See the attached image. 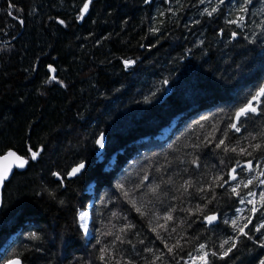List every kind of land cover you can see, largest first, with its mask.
Here are the masks:
<instances>
[{"label":"trees","instance_id":"16d2710c","mask_svg":"<svg viewBox=\"0 0 264 264\" xmlns=\"http://www.w3.org/2000/svg\"><path fill=\"white\" fill-rule=\"evenodd\" d=\"M84 3L0 0V154L27 161L1 188L0 264H203L200 244L209 264H259L264 0Z\"/></svg>","mask_w":264,"mask_h":264},{"label":"snow or ice","instance_id":"6c2138e0","mask_svg":"<svg viewBox=\"0 0 264 264\" xmlns=\"http://www.w3.org/2000/svg\"><path fill=\"white\" fill-rule=\"evenodd\" d=\"M201 2H203V0H201ZM220 2L223 3V0H220ZM249 2H250V0H244V3H245V4H247V3H249ZM89 3H91V0H88V3H84L83 8L81 9V12H82V13L87 11V9H88V7H89ZM246 10H247V9H246L245 7H243V6L240 8V11H241V12H244V11H246ZM205 11H207V9H206ZM215 11H216V9L213 8V9L211 10V12H208V14L211 15L212 12H215ZM240 20H243V17H242V16L240 17ZM230 22H231V23H235L236 21H230ZM61 23H63V21H61ZM233 35H236V33H233ZM126 63H130V62H127V61H126ZM52 79H55V77H52ZM261 95H264V87H262V88L256 93V95L253 96L252 101H259V98L261 97ZM252 101H249L247 105H245L243 108H241L239 111L236 112V117H237V118H239L240 116L245 115L247 112H256V111H257L256 107L253 106ZM232 127H233L236 131H240V129H239L235 124H233ZM97 143H98V144H101L102 142H101V140H97ZM223 144H224V141L221 140V141L216 145V147L219 148V147H220L221 145H223ZM260 147H261V146H260L259 144H257V145L254 146V148H260ZM225 150L227 151L228 149L226 148ZM29 151H31V149H30ZM231 151H236V149H231ZM240 153H241V154H247V155H250V154H251V153H248L246 149H240ZM31 154H32V158H33V159H35L36 156L38 155V153L35 152V151H32ZM7 155H8V156H13V157L16 156V154H15L14 152H9ZM5 159H6V157H5ZM16 159L20 161L19 164L17 165L18 167H23L24 164L27 163L26 160H23V159H21L20 157H16ZM193 163H196V162L193 161ZM251 163H252L251 161H248L249 170H251ZM83 167H84L83 164L79 165L77 168H74V169L72 170V173H71V174H75L76 172H78V171H79L81 168H83ZM10 169H11V164H9V166H8V170H10ZM232 171L235 172V169H233ZM260 175H261V176H264V170H262V171L260 172ZM6 178H7V176H6V172H0V182H2V181H3L4 179H6ZM231 179L234 180V179H236V177L233 175V176L231 177ZM253 179H259V177H254ZM227 182H228L227 180L224 181V183H227ZM251 183H252V180H249L248 183H247V184H244L243 186H244L245 188H247V187H248V184H251ZM260 183H261V184H264V180H260ZM189 186H190V185H189ZM220 186L223 187V184H221ZM238 187H239V185H237V186H235V187L232 188V192H233L234 194H236V195H239V193L237 192V188H238ZM152 190L155 191V188H153ZM185 190H186V189H185ZM248 195H249V196H255L256 193L249 191ZM259 198H260V201L262 202V204H264V192H261V193L259 194ZM240 202H241V203H245V201H244L243 199H241ZM248 203H252V201H248ZM137 211H140V209H137ZM198 211H199V209H198ZM251 211H252L253 213H255L256 211H258V209H257L255 206H253V208L251 209ZM86 217H87V214H86V213H81V220L86 221ZM171 218H172V217H171L170 215L167 217V219H171ZM204 219H205L209 224H211L214 220L217 219V217L214 216V215H206V216L204 217ZM231 223H232V225H233L234 227H236L237 224H238V221H237V220H233ZM249 223H251V219H249ZM82 227H84L85 229H87V224H86V223L82 224ZM247 227H248V224H245L243 227H240V228L238 229L239 233H240V234H246V233L244 232V229L247 228ZM261 228H264V224L260 225V227L257 228L256 230H257V231H260ZM122 231H123V230H122ZM35 238H36V237L33 236V239H35ZM117 239H120V238L117 237ZM228 243H229L228 240L223 241V242L221 243V245H220V248H221V249H224V246H225L226 244H228ZM176 247H179V242H177ZM205 247H206V246H205L204 244H200V245H199L198 252H199V253H202V255H198V257H196V258L201 259V260L203 261V264H209V261L207 260V257H208V255H209V252L204 251ZM235 247H236L235 243H232L230 247H228L225 251H223V256H228V254H229L230 252H232V250H233ZM261 247H264V244H262ZM168 251L171 253V252L173 251V248L170 247V248L168 249ZM211 255H212V256H216L217 253H216V252H211ZM101 259H104V257L101 256ZM157 259H159V257H157ZM7 264H21V262H20L19 259H11V260H8V261H7ZM153 264H154V262H153ZM259 264H264V259H261V260L259 261Z\"/></svg>","mask_w":264,"mask_h":264},{"label":"water","instance_id":"95a60500","mask_svg":"<svg viewBox=\"0 0 264 264\" xmlns=\"http://www.w3.org/2000/svg\"><path fill=\"white\" fill-rule=\"evenodd\" d=\"M83 13H84V12H83ZM244 106H245V105H244ZM244 106H241V107L237 108V109L234 111V113H233V121H234V122L238 119V118L236 117V112L239 111V110H240L241 108H243ZM97 140H101L102 143H101V144H98V143H97ZM95 144H96L95 156L98 157L99 154H100L101 151H102V147H103V144H104V136H103V134H99V135L97 136ZM9 152H14V151L11 150V149H8V150H6L4 153L0 154V172H6V176H7L6 179H4L2 182H0V202H1V188H2V186H3V183H4L5 181L8 180V178L10 177V175H11V173H12L13 170L20 171V170H22V169L24 168V166H25V164H24L23 167H18L17 165L19 164L20 161L17 160L16 157H20L21 159H23V158H22L21 156H19L18 154H16L15 152H14V153L16 154L15 157H13V156H8L7 154H8ZM5 157H6V159H5ZM23 160H24V159H23ZM9 164H11V169H10V170H8V166H9ZM79 165H81V164H76V165L72 166V167L67 171V173L65 174V177H66L67 179H69V178H71V177H74V176L78 175L79 172L81 171V169H80L78 172H76L75 174H71V173H72V170H73L74 168H77ZM11 259H18V258H15V257H14V258H10V259H8V260H11ZM8 260H7V261H8ZM7 261H6L5 264H7ZM20 262H21V261H20ZM21 264H22V263H21Z\"/></svg>","mask_w":264,"mask_h":264},{"label":"rangeland","instance_id":"374dc122","mask_svg":"<svg viewBox=\"0 0 264 264\" xmlns=\"http://www.w3.org/2000/svg\"><path fill=\"white\" fill-rule=\"evenodd\" d=\"M238 4H240V2ZM173 122H174V119L170 121V125L169 126H166V127L161 128L160 131L158 132V134H156L154 137L155 138H163L166 135L169 127L173 124ZM111 160H112V157L109 158L108 162H111ZM90 188H91V184H89L87 186V192H90ZM88 208H89V201H88L87 205L85 206V208L82 209V210H78L77 211V214H76L79 228L82 231V233H83V235H84L85 238H87L90 235ZM81 213H86L87 214L86 221L81 220ZM84 223L87 224V229H85L84 227H82V224H84Z\"/></svg>","mask_w":264,"mask_h":264}]
</instances>
